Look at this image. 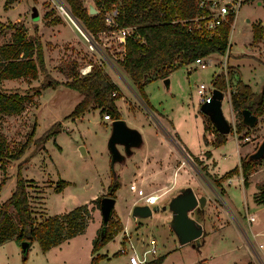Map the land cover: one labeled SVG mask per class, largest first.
Here are the masks:
<instances>
[{"label": "rangeland", "instance_id": "374dc122", "mask_svg": "<svg viewBox=\"0 0 264 264\" xmlns=\"http://www.w3.org/2000/svg\"><path fill=\"white\" fill-rule=\"evenodd\" d=\"M260 2V5L256 2L244 3L237 10L230 31L226 69L231 70L233 76L231 78L226 76L228 89L224 92L220 106L225 120L231 126V133L226 136L224 145L214 148L203 143L201 138V134H204L206 140L210 141L213 136L210 126L205 130L203 125L202 130L203 117L199 111L201 103L196 86L203 84L210 88L214 74L221 72V62L224 61L222 55L214 53L205 57L204 61L207 65L204 68L196 67L191 72L187 70L190 66L178 67L169 76V88H166L163 79H153L151 76L150 81L142 88L148 99L146 106L138 91L131 85L128 77L119 71L116 64V60L121 57L117 36L107 32L104 36L96 34L92 38L127 83L120 81L101 60L97 51L89 48L86 39L76 31L68 19L61 16L52 1L16 0L8 9H4V2L0 0V44L9 41L12 32L1 25L19 24L24 27L26 36L40 38L44 56V72H39L37 79L0 80L1 91H25L29 97L23 113L6 117L0 123V131L6 138L7 147L9 151H15L25 141L33 123H35L34 138L49 130L54 122H59L61 127V130L47 139L42 147L39 143H33L20 160L23 161L20 168L21 175L28 181L27 191L34 218L50 217L68 212L75 206L87 204L88 216L91 219L88 231L89 235H93L97 227L102 224L99 206L97 207L93 199L108 197V188L114 180L119 182V187L114 192L115 204L110 220L113 229L118 230L116 235H120L122 229L127 228L138 246L144 245L150 238L156 239V257L166 255L162 264H239L240 262L264 264V214L261 208L254 204L258 197L259 186L264 182V159L254 166L253 174L251 173L247 178L246 186L243 185L240 175L231 177V182L228 184L223 182L216 187L213 183V179L218 177L217 173L228 171L235 165L240 166V160L252 153L264 136V116L258 117L256 126L252 129L234 132L239 119L237 113L235 111L233 113L229 106V94L235 89V81L240 80L255 93H259L264 86V0ZM88 3L92 1H84L87 14ZM32 7L36 8L38 20L30 17ZM78 23L81 26L79 21ZM251 25L263 29L262 36L254 43L251 42ZM93 63H101L118 85L119 92L115 106L119 110L120 119L128 127L140 131L142 135L141 146L131 148L132 156H126L123 148L116 145L124 161L110 162L106 143L111 127L109 122L102 120L104 114L100 115L99 109L90 108L82 117L64 120L82 97L78 92L63 86L68 81L67 75L70 69L73 68L79 73ZM46 80L48 82L53 80L55 86L39 89ZM166 120L178 127L177 138L179 137L183 144L188 142V137H195L196 130H199L198 143L204 150L214 149L216 156L218 154L220 156L221 164L218 170L212 171V167L209 169L204 165L207 159L204 153L196 157L183 149L184 153L178 152L173 145V151L170 152L171 169L178 170L182 166L179 175L183 178L177 183L168 182V186L162 190L155 183L150 188L144 189L143 192L152 191L162 194L160 201L153 205L159 210L152 212L145 219H133L130 217V210L136 200L135 195L128 190L131 161H142L148 155L150 148L154 150L155 143L152 138L157 134L155 126L160 133L163 129L160 124L166 123ZM234 133L249 138L248 141L241 142L242 136L237 137L236 142L240 146L238 159ZM166 140L171 143L168 137ZM243 146L245 147L241 148ZM79 147L84 148L85 157L80 155ZM164 148L159 149L160 163L168 152V148ZM248 148L252 151L246 153ZM16 163L17 161L10 162L4 166V169L0 168V181L4 180V184L0 185V202L7 199L15 187ZM209 164L212 166V163ZM210 170L213 174L209 173ZM58 180L67 183L62 192L53 190ZM182 187H190L197 198L199 196L206 198L205 205L199 211L193 210L189 213V216L201 223L203 228L198 246L187 243L179 247L168 226L171 217L167 205L170 198ZM231 211L237 216L244 230L234 225L230 216ZM245 213L253 214L252 230L259 233L255 239L251 237L246 227ZM221 223L224 226L230 223L234 225L237 234L230 226L225 228L224 233H218L216 228ZM243 233L247 234L253 245L262 244V248L258 250L261 255L259 260L249 249ZM120 238L118 236L109 241L103 253L106 252L110 258L109 261H102V264L124 263L125 257L114 254L118 250ZM91 244L90 241L87 250L83 248V253L70 259V254L42 255L37 242H34L28 246L25 259L22 260L20 243L10 240L0 244V264H54V261L87 264L92 257L89 255Z\"/></svg>", "mask_w": 264, "mask_h": 264}, {"label": "trees", "instance_id": "16d2710c", "mask_svg": "<svg viewBox=\"0 0 264 264\" xmlns=\"http://www.w3.org/2000/svg\"><path fill=\"white\" fill-rule=\"evenodd\" d=\"M16 0H3V8L8 9ZM67 4L71 15L81 23L84 32L90 36H95L103 30L115 29L106 25L103 15L105 12L116 11L112 16L116 28H131L128 36L122 38L123 57L118 58L116 64L119 71L124 73L131 85L138 91V94L148 106V99L143 86L148 83L150 77L153 79H165L178 67L189 66L196 58H205L217 53L225 54L228 46V27L218 28L217 32L207 33L203 30L201 22L192 25L197 8L194 0H91L96 14H87L85 0H63ZM1 27L12 30L9 41L0 44V80L26 79L34 80L38 78L39 72H44V56L42 45L37 36H26L24 27L19 24H6ZM252 38L254 43L263 34V29L257 25H251ZM226 69V67H225ZM227 70V69H226ZM227 78L233 76L231 70L226 71ZM68 81L63 84L78 92L82 97L73 106L69 114L64 118H79L93 108L99 109L100 115L108 114L111 120L120 119L119 110L115 106L118 98L112 96L116 85L110 75L97 63L90 66L86 75H80L73 68L67 75ZM54 87L55 82L45 81L39 89ZM235 89L229 94V105L232 111L238 115L236 131L241 132L247 129L241 124V111L248 110L251 114L264 116V86L259 93L252 91L246 84L237 80L234 82ZM211 88L227 91L225 76L222 72L214 74L211 80ZM29 101L28 94L13 90L4 92L0 90V123L6 117H14L24 112L25 104ZM203 117L202 125L206 130L211 127L213 138L208 141L202 134V141L211 147L224 145L226 136L219 133L210 124L208 118L200 112ZM34 126L27 134L26 139L15 151H9L4 134L0 131V168L15 162L17 171L14 178V189L9 197L0 202V244L6 241L15 240L19 243L26 241L31 245L37 242L40 252L44 253L49 249L65 241L72 239L73 236L82 234L90 223L89 209L87 204H82L71 208L68 212L54 214L46 218H34L29 202L27 191L28 181L23 178L20 172V161L26 151L33 143L40 146L45 141L60 130V123L54 124L41 136L34 138ZM231 133V132H230ZM206 158L210 157L208 151L204 152ZM264 157L259 160L248 161L240 160V166L221 174L213 179L214 185L220 186L228 178L240 175L243 185L248 183V176L253 172L256 164L262 162ZM108 188V195L114 198V192L119 187V182L111 181ZM4 180L0 181V185ZM67 183L58 180L53 190L60 192ZM99 197L93 199L99 206ZM257 204L264 203V182L259 186ZM91 212V211H90ZM112 227L109 218L106 225L101 224L92 240L90 250V264H98L105 256L96 254L109 241L113 240L117 234ZM26 252L21 253L24 260ZM166 255L158 256L146 262V264H162Z\"/></svg>", "mask_w": 264, "mask_h": 264}, {"label": "water", "instance_id": "95a60500", "mask_svg": "<svg viewBox=\"0 0 264 264\" xmlns=\"http://www.w3.org/2000/svg\"><path fill=\"white\" fill-rule=\"evenodd\" d=\"M88 14H96L97 11L92 3L87 4ZM31 19L38 20L37 11L35 7H32ZM168 78L163 79V83L168 87ZM223 98V92L219 89H213L208 102H203L199 105V111L204 114L210 124L223 135H228L231 131L230 124L225 120L220 102ZM258 117L251 114L248 110L241 111L240 122L246 128L252 129L256 126ZM111 132L108 137L106 146L110 153V162L124 161V157L119 153L116 145H120L126 156L132 154V147L141 146V135L138 130L128 127L121 119L111 120L109 122ZM79 152L82 157H85V151L83 147H79ZM264 157V136L260 143L248 154L245 159L248 161L259 160ZM99 211L102 219V224L106 225L112 214V209L115 204L113 197H102L99 199ZM206 203L204 196L197 198L190 187L181 188L178 193L170 198L167 205L170 212V220L168 221L169 229L173 236L176 238L178 246L183 244L199 245V239L202 236L203 228L201 223L199 224L195 219L189 216V213L193 210L199 211ZM164 209V206L162 210ZM157 206L149 207L148 205L135 204L130 210V217L133 219H145L151 215L152 212L158 211ZM29 243L26 241L20 242V252L24 254L27 251ZM244 264V263H239Z\"/></svg>", "mask_w": 264, "mask_h": 264}, {"label": "built area", "instance_id": "2783aa9c", "mask_svg": "<svg viewBox=\"0 0 264 264\" xmlns=\"http://www.w3.org/2000/svg\"><path fill=\"white\" fill-rule=\"evenodd\" d=\"M52 1L58 12L63 16L65 19H68V15L65 14L63 15L60 10H63V7H67V5L64 4L63 0H49ZM197 8V13L194 19H192V25H195L197 22H201V26L203 30L207 33H214L217 32L218 28L227 26L228 27V33L230 35L231 28L234 25L235 18H236V12L237 10L244 4V3H249V2H256L260 3L261 0H194ZM69 15L71 18L75 19L68 8ZM115 10L112 12L104 13L103 18L107 26L114 28L115 30L111 32L110 30H103V32H99L97 35H103L109 32L112 35L117 36L118 44L120 46V54L122 59L123 57V41L122 38L124 36H128L131 32V28L128 27H122V29L116 28V25L114 23L113 15L115 14ZM67 17V18H66ZM76 20V19H75ZM84 31V30H83ZM85 34L81 33V36H83L84 39L89 44V48L97 51V53L100 55L101 60L106 63V65L109 67V69L114 72V74L117 76V78L120 81H125L124 76L121 75L118 70H116L115 66L112 65V63L108 60L107 56L103 54L99 48L97 47V43L93 40V36H90L88 33L84 32ZM229 38V36H228ZM229 45L225 49V54L222 55L224 57V61L221 62V72L225 76V81H226V63H227V56L229 54ZM102 63V62H101ZM101 63H98V65H101ZM205 65H207V62L204 61V58H196V60L190 64L188 67V72H191L192 69L198 68H204ZM90 65H87L84 69L80 70L79 73L81 75H86V73L89 71ZM115 83V82H114ZM117 90H114L112 93V96H117L118 95V85L115 83ZM197 88V94L199 96V101L200 103L203 102H208L209 97L211 96L213 88H207L203 84H198L196 86ZM224 95V92H223ZM103 121L110 122L111 119L109 118L108 114L102 116ZM235 132V131H234ZM242 135L238 134L236 135L234 133V138L237 141V137H241ZM249 138L248 136L243 135L241 138V142H246L248 141ZM128 190L135 195V203L134 204H139V205H148L153 206L156 205L162 194H156L154 192H143L142 189L137 188V186L131 182L128 185ZM245 220L247 224H251L254 222L253 216L248 215V213H245ZM232 217L233 222L236 224V227L240 230H244L240 223L238 222L237 218ZM244 234V238L246 243L248 244L249 249L253 252L254 257L257 258L258 260L260 259L261 255L260 252H258L259 249L262 248V244H255L253 245L248 238L247 234ZM256 235H252L251 237L254 239ZM120 244L118 247V250L116 251L117 255H121L125 257L127 260V264H146L147 261L156 258L157 256V246H156V239L150 238L144 245L140 244L141 246H138L136 240L134 237H132L127 230V228L122 229L121 234H120Z\"/></svg>", "mask_w": 264, "mask_h": 264}, {"label": "crops", "instance_id": "0c3cea01", "mask_svg": "<svg viewBox=\"0 0 264 264\" xmlns=\"http://www.w3.org/2000/svg\"><path fill=\"white\" fill-rule=\"evenodd\" d=\"M260 3L258 2L257 5H260ZM169 76H168V80H169L168 81V85L170 84ZM167 88H169V86ZM230 109L232 111V108H230ZM161 125L163 126V129H161L163 131V133H162V131H160V133H158L157 126H155L157 134H155V137L152 138V140L155 143V145L153 146L154 150H151V148H150V151L148 152V155L145 157V159L143 158L142 161H140V160H132L131 161V167L132 168H131V172H130V175H129V181H128L129 184L131 182H133L137 186V188L142 189L144 191V189L150 188L153 185V183H155L156 185H158V188L162 190V189H164V188H166L168 186L167 185L168 182L173 183L175 181L177 183L178 181H181L180 178H183V176L179 175V171L181 170L182 166H180V168L178 170L177 169L176 170L171 169L170 152L173 151L172 148H174V147L177 148L178 152H183V150H184V151H187L189 154H191L193 156H196V157H200V155L202 153H204L205 151H208L209 154H210V157H208L205 160V162H204L205 164L204 165H207V167L209 169L212 167V171L219 169V166L221 164L220 161H219L220 160L219 154L216 156V152H215L214 149L204 150L201 147L200 143H198V140H197L199 135H200L199 130H196V136L195 137H193V138L188 137L189 138V139L187 138L188 142L186 144H183L182 141L180 140V138L179 137L177 138V136H178V127L177 126H175L173 123H171V121H167V120H166V123L163 122V123L160 124V126ZM167 127L169 128L170 132L168 131ZM202 130H203V125H202ZM139 133H140V131H139ZM166 137L169 138L171 143L167 142ZM174 137H175V139H174ZM201 137H202V134H201ZM141 140H142V135H141ZM161 142L163 144H160ZM234 142L236 143L235 144L236 145V149L235 150L237 152V155H238L237 159H238L239 158V149H240L239 147L240 146L237 145L238 142H236L235 138H234ZM141 144H142V142H141ZM173 145H174V147H173ZM245 146H243L241 148H244ZM164 147L168 148V152L166 154V157L163 158L161 163H160L159 159L161 158L160 157L161 153H159V149L160 148L163 149ZM164 150H165V148H164ZM251 151H252V149L248 148L246 153H249ZM132 155H133V152H132V154L130 156H132ZM222 159H223V157H222ZM209 163H212V166H210ZM225 172H227V171L219 172L216 175L219 176V175H221V174H223ZM209 173H212L211 170L209 171ZM250 176H251V174L248 176V178ZM152 179H155V181H153ZM226 181L227 182H224L223 184L230 183L231 182V177L228 178ZM182 188H184V187H182ZM192 189H193V187H192ZM150 192H152V191H149L147 193H150ZM254 204H255L256 207H260L261 210H262L261 212L264 214V203L263 204L262 203L261 204H257L256 202H254ZM133 205H134V203H133ZM231 215L233 217L237 218V216H235L232 211H231ZM248 215L253 216V214H248ZM244 218H245V216H244ZM237 220L240 223L238 218H237ZM244 221H245L246 227L249 229L250 234L257 236L259 233L256 232V231L254 232L252 230V223L248 225L246 220H244ZM230 224H228L227 226H230L236 233L237 232V229L235 227L236 224L234 223L235 226L232 225V224L230 225ZM240 225H241V223H240ZM227 226H224L221 223V224L218 225V228H216V231L218 233H224L225 232V228ZM241 227H242V225H241ZM89 228H90V223L87 225V227L85 228V230H84V232L82 234L73 236L72 239H70L68 241H65V242H63V243H61V244H59L57 246H54L53 248L49 249L48 251H46L44 253L41 252L42 255L70 254V256H71L70 259H74L76 257V255H78L79 253H83V248H85L86 250L89 248L90 241L92 242V240L95 238V235H96V232H97L99 226L97 227V229L95 230V233L93 235H89V231H88ZM118 236H120V235H118ZM118 236L116 235V236H114V238L118 237ZM107 244L96 252V254H100L102 256H105L104 259L100 260L98 264H102L101 262L105 261V260L109 261L110 257L106 254V252L103 253V251H105L104 249L107 246ZM91 246H92V244H91ZM62 249H64V250H62ZM66 250H68V251L65 252ZM61 251L63 253H61ZM114 254L117 255L116 252ZM90 260H91V258H90ZM90 260L87 262V264H90ZM240 263H243V262H240ZM54 264H66V263L59 262V261H54ZM123 264H127L126 259H125Z\"/></svg>", "mask_w": 264, "mask_h": 264}, {"label": "bare ground", "instance_id": "6f19581e", "mask_svg": "<svg viewBox=\"0 0 264 264\" xmlns=\"http://www.w3.org/2000/svg\"><path fill=\"white\" fill-rule=\"evenodd\" d=\"M60 12H61L63 15H65V14L68 15V17H69V18H68L69 22L72 24V26L76 29V31H77L80 35H81V33L85 34L84 31H83V29H82V27H81L80 24L78 23V21L70 17V15H69V11H68V8H67V7H66V8L63 7V10H60ZM66 18H67V17H66Z\"/></svg>", "mask_w": 264, "mask_h": 264}]
</instances>
